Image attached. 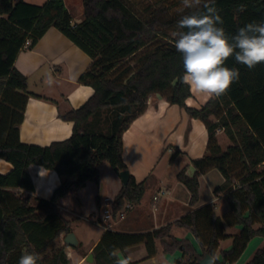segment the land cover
I'll return each mask as SVG.
<instances>
[{"label":"trees","instance_id":"trees-1","mask_svg":"<svg viewBox=\"0 0 264 264\" xmlns=\"http://www.w3.org/2000/svg\"><path fill=\"white\" fill-rule=\"evenodd\" d=\"M173 6L163 2L143 7L132 0H82L84 19L72 25L63 0H47L42 5L0 0V159L13 168L0 175V264H18L26 251L42 256L60 233L67 235L68 222L60 216L58 203L67 195L76 197L87 182H97L100 164L107 163L116 173L127 170L122 160V135L145 112L153 95L200 120L207 132V154L191 161L195 172L190 175L183 168L176 175L189 192V205L195 206L199 199V174L216 170L223 183L214 192L223 194L229 211L220 218L205 205L152 232L107 230L91 252L93 264H115L110 252L115 250L118 256L141 244L150 258L155 254V241L166 254L180 251L181 257L173 264H183L185 258V264H199L205 254L213 257L218 242L229 237L224 234V224L239 226L240 232L233 237L230 249L221 251V259L213 264H233L251 239H264V64L249 70L229 58L226 66L239 69V81L227 95L208 100L200 109L187 107L191 92L180 82L182 56L174 47L171 33L181 16L191 10L174 13ZM215 6L223 20L220 26L229 35L247 23L264 22V0H215ZM51 27L90 58L78 83L90 86L93 95L80 108L60 116L73 122L67 140L47 147L26 145L19 141L18 128L28 100L27 81L14 62L26 42L32 47ZM102 111L110 114L105 130L99 118ZM218 130L231 143L225 150L218 144ZM31 165L54 171L61 179L50 199H38L35 206L29 205L28 198L8 190L33 191L27 172ZM143 193V184L129 175L127 185L112 201V213L126 202L139 203ZM172 225L189 230L201 253L189 241L171 237ZM39 264L69 262L64 249L59 248ZM246 264H264V246Z\"/></svg>","mask_w":264,"mask_h":264},{"label":"crops","instance_id":"crops-1","mask_svg":"<svg viewBox=\"0 0 264 264\" xmlns=\"http://www.w3.org/2000/svg\"><path fill=\"white\" fill-rule=\"evenodd\" d=\"M23 1L42 5L47 0ZM75 2L74 10L71 9L73 6L69 7L63 0L72 25L84 19L82 0ZM90 62V58L81 49L53 27L49 28L32 47H29L28 42L19 51L14 67L25 77L28 93L23 121L18 128L19 141L22 144L47 147L54 142L65 141L71 136L73 122L64 121L60 116L80 108L93 95L90 86L78 83V78L88 68ZM207 101L191 92V97L185 104L189 108L198 110ZM219 135L220 133L217 132L218 142ZM122 143V160L129 175L133 176L137 184L142 183L144 186L140 202L131 205L122 221L105 222L102 218L105 199L112 202L123 185L119 173L107 163L100 164L97 167V182H87L77 191L76 197L67 195L58 203V212L68 222L69 233H73L76 239L81 223H89L92 227L98 228V233L95 231V238L83 248V251H77L81 246L79 239H77V248H70L64 243L66 234L60 233L41 256L42 261H46L57 249L63 248L69 264H84L87 256L91 254L102 234L107 230L125 234L152 232L173 224L191 211L205 205L211 206L216 216L220 218L228 213L229 205L223 194L214 192V189L223 183V178L220 180L216 170L199 174L197 179L199 199L193 207L189 205V192L177 177L165 185L163 174L156 172L158 167L162 170L169 168L177 155L182 156L177 173L184 167H187L190 175L195 172L194 170L192 173L190 170V167H193L191 161L207 154V132L200 120L190 118L183 109L168 104L158 95H153L149 97L145 112L123 133ZM166 153L171 154V158L164 161ZM12 169L11 164L0 159V175L8 174ZM27 172L33 191L29 192L21 188L8 190L22 198H28L30 206H35L38 199L49 200L53 191L61 184V179L54 171L45 170L40 166L31 165ZM217 177L219 181L214 185ZM125 220L127 223L122 225ZM177 229L185 231L183 237L172 235L173 230ZM239 232V226L228 227L224 224V234L229 237L218 242L215 259L221 258V251L230 249L233 237ZM170 236L177 240L189 241L200 253L199 245L189 230L172 225ZM261 240L264 239L261 237L251 239L233 264H244L247 259L243 261V256L252 244L253 247L261 248ZM23 252L21 251V254ZM253 254L249 253V257L252 258ZM159 255L162 257L171 255L172 262L181 257L180 251L172 254L164 253L159 241H155V254L150 258H147L142 244L118 253V257L126 259L128 264H161L158 262Z\"/></svg>","mask_w":264,"mask_h":264},{"label":"clouds","instance_id":"clouds-1","mask_svg":"<svg viewBox=\"0 0 264 264\" xmlns=\"http://www.w3.org/2000/svg\"><path fill=\"white\" fill-rule=\"evenodd\" d=\"M179 10H191L181 16L171 33L174 47L182 56L184 72L180 82L190 92L206 101L227 95L240 79L238 68L226 66L229 58L249 70L264 64V22L247 23L229 35L220 26L223 20L215 0H181ZM240 10H244L243 5ZM109 255L115 258V264H128L115 250ZM41 259L39 254L26 251L18 264H39Z\"/></svg>","mask_w":264,"mask_h":264},{"label":"rangeland","instance_id":"rangeland-1","mask_svg":"<svg viewBox=\"0 0 264 264\" xmlns=\"http://www.w3.org/2000/svg\"><path fill=\"white\" fill-rule=\"evenodd\" d=\"M65 1H66L67 5L69 7L70 6H73V7H71V9H74L75 10V7H76L75 6L76 5L75 4L76 3L75 1L76 0H65ZM132 1L134 3H136V4H139V5L143 6V7L146 6V5H150V4H154L155 5V4H158L160 2H163V4L166 5V6H172V5H174V6H176V7L173 6V9H172V12H174V13L179 12L180 11L179 9L181 8V0H132ZM73 13H75V12H73ZM99 118H100V121H101L100 124L102 125L104 123L102 129L105 130L107 128L108 120L110 119L109 112L102 111ZM217 132L220 133L218 144L220 145V147L222 149L225 150L231 143H230L229 139L224 135V133L222 132V130H218ZM166 157H167V159H166ZM170 158H171V154L166 153L163 160L164 161H167ZM173 159H174L173 160V164L169 168H166V169L162 170L161 167H158L159 170L160 169L161 170L159 171L158 168H157V171H156V172H158V174L159 173L160 174L161 173L163 174V176H164L163 177V182L165 183V185H168V183H171L172 181L175 180V177H176L175 174L180 169V162H182V156L177 155ZM184 168H186V173H188L187 167H184ZM259 170H260V168H259ZM217 175L220 178V180H222V177H221V175L218 172H217ZM218 177H217V182L214 185H217V183L219 181V178ZM214 190H216V188ZM126 223H127V220L123 221L122 225H124ZM257 226L258 225H254V227H257ZM77 227H78V225H77ZM78 229H79V231L76 234H77V239H79V241L81 243V246L77 249V251H83V248L86 245H88V243L91 240H93L95 238V233L96 232L98 233V230L99 229L96 228V227H92V225H90L89 223H83V224L81 223V225L78 227ZM184 234H185V231L184 230L177 229V230H173V234L172 235L175 236V237H183ZM261 246H264V240H261L260 247ZM257 248H259V246L258 247H256V246L253 247V244H252L251 247L249 248V250L243 256V261H245L246 259H247V261H249L251 259L250 258L251 256L249 257V253H251V255H252L254 253V251H256ZM217 250H218V247H217L216 251L213 254V259L214 260H216L215 257L217 256ZM73 251H76V249H73ZM135 252H137V251L135 250ZM246 256H248V257H246ZM220 257H221V255H220ZM186 260H187V258L184 259L183 264L186 263L185 262ZM172 261H173V258L171 257V255H167V256L165 255L163 257H162V255H159L158 256V262L161 263V264H173ZM84 264H89V263L85 262Z\"/></svg>","mask_w":264,"mask_h":264},{"label":"water","instance_id":"water-1","mask_svg":"<svg viewBox=\"0 0 264 264\" xmlns=\"http://www.w3.org/2000/svg\"><path fill=\"white\" fill-rule=\"evenodd\" d=\"M190 170L193 173L195 169L193 167H190ZM119 178L122 182V185L126 186L129 180V172L127 170L121 171L119 173ZM64 243L70 248H77L78 246V241L75 238V235L73 233H69L66 235L64 239ZM85 262L89 264L93 263V255L89 254L87 258L85 259ZM198 263L199 264H213V257L209 256L208 254H205L203 258H201L198 261Z\"/></svg>","mask_w":264,"mask_h":264},{"label":"built area","instance_id":"built-area-1","mask_svg":"<svg viewBox=\"0 0 264 264\" xmlns=\"http://www.w3.org/2000/svg\"><path fill=\"white\" fill-rule=\"evenodd\" d=\"M27 43L28 42H26V44ZM155 199L156 198H154V200ZM105 202L106 205L102 210V218L105 222L122 221L125 217V213L131 208L132 205L126 202L120 210H118L115 214H113L111 209L112 202H110L108 199H105Z\"/></svg>","mask_w":264,"mask_h":264}]
</instances>
